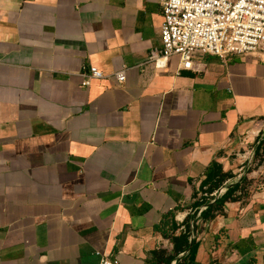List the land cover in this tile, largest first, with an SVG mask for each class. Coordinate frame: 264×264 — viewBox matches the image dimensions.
Segmentation results:
<instances>
[{
  "label": "crops",
  "instance_id": "crops-1",
  "mask_svg": "<svg viewBox=\"0 0 264 264\" xmlns=\"http://www.w3.org/2000/svg\"><path fill=\"white\" fill-rule=\"evenodd\" d=\"M163 18L161 0H0V264H158L187 229L171 264H264V191L199 214L264 135V56L157 68ZM90 66L105 78L83 87Z\"/></svg>",
  "mask_w": 264,
  "mask_h": 264
},
{
  "label": "built area",
  "instance_id": "built-area-1",
  "mask_svg": "<svg viewBox=\"0 0 264 264\" xmlns=\"http://www.w3.org/2000/svg\"><path fill=\"white\" fill-rule=\"evenodd\" d=\"M161 6V49L148 56L157 68L165 67L170 55H178L185 70H193V59L199 55H213L224 62L231 56H264V0H161ZM84 69L83 87L105 78L96 66ZM125 73V67L115 73L118 84L125 81ZM225 187L211 195L209 204L226 194ZM206 210L205 205L199 214ZM99 264L117 263L104 258Z\"/></svg>",
  "mask_w": 264,
  "mask_h": 264
},
{
  "label": "rangeland",
  "instance_id": "rangeland-1",
  "mask_svg": "<svg viewBox=\"0 0 264 264\" xmlns=\"http://www.w3.org/2000/svg\"><path fill=\"white\" fill-rule=\"evenodd\" d=\"M262 130L264 133V125ZM259 146L260 149L257 152ZM233 158H235L236 161H242L238 163L240 171L235 178L238 184L240 183L241 185L240 191L236 194V197L247 202L255 193L264 191V135H262L261 139L259 138L258 142H252L245 149L237 151L236 155H233ZM241 180L243 181L241 182ZM224 189H229L227 183ZM200 199L206 202L213 198H203L201 196Z\"/></svg>",
  "mask_w": 264,
  "mask_h": 264
},
{
  "label": "trees",
  "instance_id": "trees-1",
  "mask_svg": "<svg viewBox=\"0 0 264 264\" xmlns=\"http://www.w3.org/2000/svg\"><path fill=\"white\" fill-rule=\"evenodd\" d=\"M260 149V146L257 148V152ZM233 176L232 175H225L222 173V171H220L217 179H214L211 183V189L209 190V193H213L214 191H218L221 187H223L225 185V183L227 182V180L232 179ZM243 180H241L242 182ZM241 185L240 183L237 185H234L233 187H230L228 189V191L226 192V194L220 198L219 200H217L213 205L209 204V202H205L202 201V205H207V210L202 214V218L204 220H213L216 216L215 213H223V208L227 203H235V202H239L240 199L238 197H236V194L240 191ZM188 231L189 229H187V233L181 235L178 238H172L173 244H174V255L171 257H168V259L166 260H161V257H164L167 255L166 252L160 251V252H155L154 256L157 260V263L161 264H171L172 261H174L179 254L187 251L190 247L189 241H188ZM194 245V243H193ZM179 264V263H177Z\"/></svg>",
  "mask_w": 264,
  "mask_h": 264
},
{
  "label": "water",
  "instance_id": "water-1",
  "mask_svg": "<svg viewBox=\"0 0 264 264\" xmlns=\"http://www.w3.org/2000/svg\"><path fill=\"white\" fill-rule=\"evenodd\" d=\"M226 188V187H225Z\"/></svg>",
  "mask_w": 264,
  "mask_h": 264
}]
</instances>
